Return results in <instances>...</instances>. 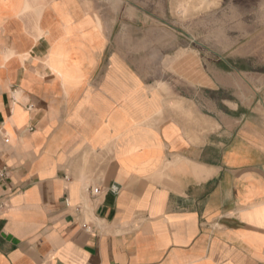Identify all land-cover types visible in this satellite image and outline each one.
I'll return each instance as SVG.
<instances>
[{
  "label": "crops",
  "instance_id": "crops-1",
  "mask_svg": "<svg viewBox=\"0 0 264 264\" xmlns=\"http://www.w3.org/2000/svg\"><path fill=\"white\" fill-rule=\"evenodd\" d=\"M82 2L0 0V264H264V75L153 79Z\"/></svg>",
  "mask_w": 264,
  "mask_h": 264
},
{
  "label": "rangeland",
  "instance_id": "rangeland-1",
  "mask_svg": "<svg viewBox=\"0 0 264 264\" xmlns=\"http://www.w3.org/2000/svg\"><path fill=\"white\" fill-rule=\"evenodd\" d=\"M82 1L87 17L99 20L114 37L134 31L156 38V70L143 72L153 79L175 82L181 75H195L172 69L186 54L189 62H205V67L231 59L238 72L250 69L254 84L264 75L261 0Z\"/></svg>",
  "mask_w": 264,
  "mask_h": 264
},
{
  "label": "built area",
  "instance_id": "built-area-1",
  "mask_svg": "<svg viewBox=\"0 0 264 264\" xmlns=\"http://www.w3.org/2000/svg\"><path fill=\"white\" fill-rule=\"evenodd\" d=\"M5 142L7 143L8 139H5ZM10 174H11V170L9 169V167L4 166L3 168L0 169V180L2 181L7 180L8 178H10ZM89 192L91 193V195L95 196L100 193V189L92 188L89 190ZM66 205L69 206L67 201H66ZM6 208H7L6 201L0 202V211H4ZM82 228L89 234L95 233V227L87 222H84L82 224Z\"/></svg>",
  "mask_w": 264,
  "mask_h": 264
},
{
  "label": "bare ground",
  "instance_id": "bare-ground-1",
  "mask_svg": "<svg viewBox=\"0 0 264 264\" xmlns=\"http://www.w3.org/2000/svg\"><path fill=\"white\" fill-rule=\"evenodd\" d=\"M47 13V12H46Z\"/></svg>",
  "mask_w": 264,
  "mask_h": 264
}]
</instances>
